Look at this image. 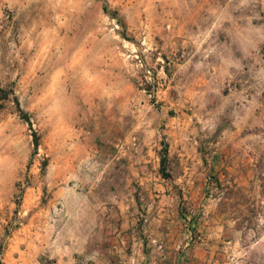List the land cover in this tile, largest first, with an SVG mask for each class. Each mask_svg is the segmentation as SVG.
Masks as SVG:
<instances>
[{
    "label": "rangeland",
    "instance_id": "374dc122",
    "mask_svg": "<svg viewBox=\"0 0 264 264\" xmlns=\"http://www.w3.org/2000/svg\"><path fill=\"white\" fill-rule=\"evenodd\" d=\"M0 87V264L101 203L264 264V0H0Z\"/></svg>",
    "mask_w": 264,
    "mask_h": 264
},
{
    "label": "crops",
    "instance_id": "0c3cea01",
    "mask_svg": "<svg viewBox=\"0 0 264 264\" xmlns=\"http://www.w3.org/2000/svg\"><path fill=\"white\" fill-rule=\"evenodd\" d=\"M115 206L93 205L77 217L74 230L63 239L46 241L35 232L26 245L12 244L18 256L5 264H198L210 262L201 254L208 244L191 240L190 230L166 221L167 214L146 215L145 229L133 227L123 210L122 221ZM151 220V221H150ZM33 235L37 237L33 238ZM141 235L143 237H141ZM21 247L23 248L21 250ZM11 251V250H8ZM14 256V255H13ZM5 260V259H4Z\"/></svg>",
    "mask_w": 264,
    "mask_h": 264
},
{
    "label": "trees",
    "instance_id": "16d2710c",
    "mask_svg": "<svg viewBox=\"0 0 264 264\" xmlns=\"http://www.w3.org/2000/svg\"><path fill=\"white\" fill-rule=\"evenodd\" d=\"M13 103L17 111L21 112L19 107V101L14 96L11 90H6L0 87V111L4 108L5 103ZM25 115V114H24ZM164 164V161L162 160L161 165Z\"/></svg>",
    "mask_w": 264,
    "mask_h": 264
},
{
    "label": "built area",
    "instance_id": "2783aa9c",
    "mask_svg": "<svg viewBox=\"0 0 264 264\" xmlns=\"http://www.w3.org/2000/svg\"><path fill=\"white\" fill-rule=\"evenodd\" d=\"M41 264H49L48 261H43Z\"/></svg>",
    "mask_w": 264,
    "mask_h": 264
}]
</instances>
